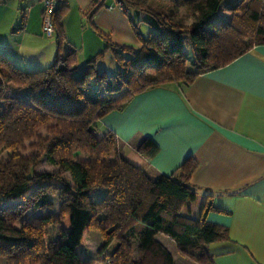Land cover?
Returning a JSON list of instances; mask_svg holds the SVG:
<instances>
[{"label": "trees", "instance_id": "1", "mask_svg": "<svg viewBox=\"0 0 264 264\" xmlns=\"http://www.w3.org/2000/svg\"><path fill=\"white\" fill-rule=\"evenodd\" d=\"M122 1L129 11L146 12L156 22L146 37L136 31L142 43L138 52L102 35L105 50L79 71L71 49L34 70L0 54V257L6 264H96L107 259L110 264H175L156 239L159 235L171 239L187 260L214 264L209 246L228 241L226 229L204 218L209 195L190 183L197 166L193 158L171 175L152 178L117 153L115 134L101 131L99 124L137 93L166 83L188 86L198 75L264 45V0H241L224 17L217 15L223 0H164L160 11L150 0ZM95 3L92 11L104 5L103 0ZM60 4L56 0L54 33ZM106 52L121 65L110 77L97 68ZM139 64L145 67L137 69ZM92 85L104 91L93 94ZM4 86L25 90L27 101L6 94ZM125 87L122 95H110ZM139 151L149 158L157 146L146 139ZM42 159L58 172H38ZM51 196L59 201L57 215L47 211L54 207ZM29 210L41 215L15 227ZM50 226L57 227L58 238L47 242ZM92 228L103 239L99 254L109 249L106 260L83 257L84 235ZM134 245L137 260L132 258Z\"/></svg>", "mask_w": 264, "mask_h": 264}, {"label": "crops", "instance_id": "2", "mask_svg": "<svg viewBox=\"0 0 264 264\" xmlns=\"http://www.w3.org/2000/svg\"><path fill=\"white\" fill-rule=\"evenodd\" d=\"M58 1L57 30L46 39L41 0H0V54L34 70L71 49L77 65L84 66L105 50L102 35L138 52L136 31L146 37L156 27L146 12L124 13L114 0H103L94 11L97 0ZM239 1L223 0L217 15L229 16ZM107 55L113 59L106 52L99 61ZM99 127L114 133L121 154L152 178L171 175L193 158L197 166L190 183L209 195L204 218L228 235V241L209 246L213 263L264 264V45L198 75L188 86L166 83L137 93L122 110L106 114ZM146 139L157 146L149 158L139 151ZM156 239L168 250L166 241L174 243L163 235ZM0 264H6L2 257Z\"/></svg>", "mask_w": 264, "mask_h": 264}, {"label": "rangeland", "instance_id": "3", "mask_svg": "<svg viewBox=\"0 0 264 264\" xmlns=\"http://www.w3.org/2000/svg\"><path fill=\"white\" fill-rule=\"evenodd\" d=\"M166 4V1L164 2V0L162 1H159V6H152L154 9H158L159 8H164V5ZM228 3H224L222 8H225L227 6ZM160 11V10H159ZM179 15L183 17V23L186 25L190 22V19L185 17V14L182 10H179ZM45 38V37H44ZM47 39V38H46ZM49 39V38H48ZM63 55V53L61 54ZM45 67H48V66H45ZM78 67V71L81 70L83 68V66L81 64L77 65ZM145 66L139 64L137 65V69L140 68H144ZM97 68L99 71H102L104 72V74L107 76V77H110L112 75H115L117 74V72L119 71V69L121 68V65H119V63H116L114 61V59H112L111 55H107L105 57V59H102L98 62L97 64ZM41 69V68H40ZM187 69L190 70V71H194V67H192L191 65H188L187 64ZM122 82L124 83V81L122 80ZM8 85H6L7 87ZM4 90L6 91V94H10L14 97H16L17 99H20L22 101H27V92L25 90H21V89H17L16 87H13L12 88L10 87V89H6L5 86H4ZM102 87L101 86H97V85H92L91 88H90V91L93 93V94H96V93H100L102 92ZM121 92H111V96L114 97V95H118L120 94ZM2 108V103L0 101V110ZM28 146V143L25 144V147ZM116 150H117V153L119 155H122L121 154V148L119 147V145L117 146L116 145ZM23 155H27L28 153L25 151V152H22ZM3 158H5V155L2 156ZM126 158V157H125ZM131 161V160H130ZM133 162V160L131 161ZM37 171L38 172H47V173H51V172H58V168L56 167H53L51 164L48 163V161L46 159H42L40 164L38 165L37 167ZM51 201L53 202L54 204V207L47 210L48 212H52L54 213L55 215H57L58 213V206H59V201L57 199L56 196H51L50 197ZM95 199H96V196H95ZM10 204H15L14 203H10ZM39 215H41V211H33V210H29L25 217L22 218V220H20L19 222H17L15 224V227H20L21 224L23 223H31L35 220V218H37ZM58 238V233H57V227L55 226H50L47 228L46 230V236H45V240L47 242H51V241H54L55 239ZM166 244L173 256V259H175L176 263L177 264H195L193 262H191L190 260H187L185 257H182L181 255H179V253L177 252L176 250V247H175V244L174 243H171L170 241H166ZM103 245V239L101 237V234L100 232L96 229H89L87 232H85V235H84V245H83V257L88 259V258H103L104 260L107 259V254H109V249L105 250L102 254H99V249L101 248V246ZM138 251H137V247L134 245L133 246V252H132V258L133 260H137L138 259ZM2 260V259H1ZM102 260V259H100ZM96 264H110V260H106L103 262H97Z\"/></svg>", "mask_w": 264, "mask_h": 264}, {"label": "built area", "instance_id": "4", "mask_svg": "<svg viewBox=\"0 0 264 264\" xmlns=\"http://www.w3.org/2000/svg\"><path fill=\"white\" fill-rule=\"evenodd\" d=\"M43 5L41 33L45 38H51L54 35L53 13L56 8V0H41ZM114 6L122 12L128 13L122 0H114Z\"/></svg>", "mask_w": 264, "mask_h": 264}]
</instances>
